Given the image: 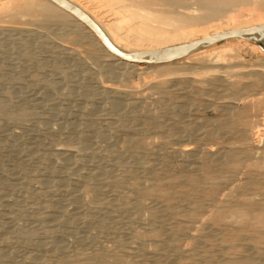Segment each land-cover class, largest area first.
Here are the masks:
<instances>
[{"label":"rangeland","instance_id":"obj_1","mask_svg":"<svg viewBox=\"0 0 264 264\" xmlns=\"http://www.w3.org/2000/svg\"><path fill=\"white\" fill-rule=\"evenodd\" d=\"M117 23L118 48L155 47ZM232 41L176 72L125 74L83 30L0 19V264L221 263L252 231L264 250V52L240 58Z\"/></svg>","mask_w":264,"mask_h":264},{"label":"bare ground","instance_id":"obj_2","mask_svg":"<svg viewBox=\"0 0 264 264\" xmlns=\"http://www.w3.org/2000/svg\"><path fill=\"white\" fill-rule=\"evenodd\" d=\"M66 1L73 4L83 13H85L99 27L108 41L115 48L127 54L141 53L144 50L130 53L121 48H118L115 45L113 39L114 37L110 33L109 29L111 28V30H115L116 21H118L117 25H119L120 23L122 24V26L118 30L123 29V34L125 37L128 34H131L134 37L135 43H147L149 46H155L149 49H145L146 52L163 51L166 49L184 46L194 41H198L225 31L242 30L264 25V0H102L103 2L106 1V3L104 2V6L107 7L106 9H108L106 11V14L108 13V15L103 16V19L105 18L104 20L102 18L97 19L96 15L99 14L94 15L95 13L89 10L80 1ZM93 9H96L97 13L101 9V7L100 5L95 4V6H93ZM2 18H5L10 22H17L20 21V19L24 18L26 22L35 23L38 25H44L50 21H54L55 23H59L61 25L66 24L75 30H83L88 44L98 47L102 51L106 52L109 57L114 58V62L112 63L113 66L121 69L125 74H145L148 71H152L154 73L176 72L183 66L193 65L194 61L197 60L196 58H190L189 56L197 52H208L211 50L214 51L217 48H222L223 46V43L221 45L218 42L212 43L207 46H199L191 52L182 55L178 57V59H175L173 61L159 64H147L145 62L127 61L115 57L102 45L99 38L81 21H79L72 14L49 0H0V19ZM234 39H236V41H232L229 48H232L231 50L233 51V53H237L238 57L240 58H243V53L245 52L256 54L261 49L260 46L255 44L254 42H250L242 38ZM208 56H210L208 60L211 61H222L225 60V58H229L228 55L223 54L220 51H215L214 53L208 54ZM235 66L236 65H233L232 67ZM221 67L222 66L210 67L212 68V70L213 68H215L214 76H216L217 80L222 79V75L219 74V71H217ZM227 67L229 68V66ZM194 129L195 128H193L192 130L194 131ZM203 154L206 158L210 160L212 159L213 161L218 160L221 157L219 150H213L211 148H206L203 151ZM223 156L230 157V154L227 153ZM220 165H222V163ZM106 175L108 176V174ZM107 178L108 177H106V179ZM249 183L250 182H247V184ZM137 190L139 189L137 188ZM143 192L144 195H149V197L152 196L153 198L157 199L158 203H162L165 199L168 198V194H156L155 189H153L152 187L147 188ZM181 201L183 202L186 200L185 198H182ZM156 207L159 208L158 206ZM235 235V231L229 233L230 237H235ZM248 239L251 243L249 252L237 253V256H234L232 258L220 257L218 261L222 264H264V250L259 247L258 232L252 231L248 236ZM231 248L234 249L233 246ZM54 250L59 251L60 247L55 246ZM60 255L59 257L61 258ZM94 257L101 258L100 254L96 256L94 255ZM58 259H53L51 263L49 261L48 262L49 264H63L62 262L64 261H59ZM204 260H207V263L205 264L217 263L215 261V258L213 261L210 260V257H207ZM119 262V259H114L108 264H116ZM156 262L165 264V262L161 260H156Z\"/></svg>","mask_w":264,"mask_h":264},{"label":"water","instance_id":"obj_3","mask_svg":"<svg viewBox=\"0 0 264 264\" xmlns=\"http://www.w3.org/2000/svg\"><path fill=\"white\" fill-rule=\"evenodd\" d=\"M58 5L62 9L72 14L75 18L81 21L87 28H89L101 41L102 45L115 57L127 61L145 62L147 64H159L178 59V57L185 55L199 46H207L212 43L224 41L227 39L242 38L260 46V43H264V25L242 29L225 31L213 36L194 41L184 46L176 48L166 49L163 51H150L134 54L124 53L115 48L105 37L99 27L79 8L69 3L66 0H49ZM261 48V46H260Z\"/></svg>","mask_w":264,"mask_h":264},{"label":"crops","instance_id":"obj_4","mask_svg":"<svg viewBox=\"0 0 264 264\" xmlns=\"http://www.w3.org/2000/svg\"><path fill=\"white\" fill-rule=\"evenodd\" d=\"M261 49L264 52V43H260Z\"/></svg>","mask_w":264,"mask_h":264}]
</instances>
